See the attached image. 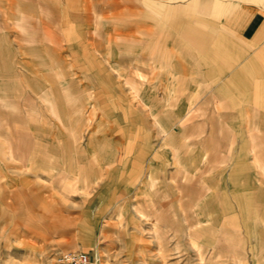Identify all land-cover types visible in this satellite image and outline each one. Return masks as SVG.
<instances>
[{
    "label": "rangeland",
    "instance_id": "374dc122",
    "mask_svg": "<svg viewBox=\"0 0 264 264\" xmlns=\"http://www.w3.org/2000/svg\"><path fill=\"white\" fill-rule=\"evenodd\" d=\"M252 13L264 17V0H0V94L16 105H0L12 131L0 136V264H60L70 250L94 264H264L260 216L224 222L225 188L173 177L240 167L264 204V27L228 47L219 35H239L211 23ZM177 34L194 58L231 61L229 77L168 95V123L183 106L210 125H160L151 110L149 62Z\"/></svg>",
    "mask_w": 264,
    "mask_h": 264
},
{
    "label": "crops",
    "instance_id": "0c3cea01",
    "mask_svg": "<svg viewBox=\"0 0 264 264\" xmlns=\"http://www.w3.org/2000/svg\"><path fill=\"white\" fill-rule=\"evenodd\" d=\"M248 13V12H247ZM258 14L262 13H252L251 16H248L245 18L242 25H236L234 22H228L227 20H215L212 21L214 25L218 26L219 29H227L229 31H234L236 34H238V39L233 37L230 33H222L219 35L217 39V43L219 46H228L232 47L233 45H238L241 47L247 46V40L250 38H256L260 35L261 31L264 27V17L260 16ZM259 19V20H258ZM178 22L176 23V26H178ZM223 27V28H222ZM182 29V28H181ZM252 30L250 37L248 34V31ZM182 31V30H181ZM182 35L183 33L180 32ZM167 34V33H166ZM193 35V34H192ZM227 35V36H226ZM192 39L194 41L195 37L192 36ZM183 36H175L174 38L169 37H162L160 41V46H171L169 50L170 57H165V55L161 54L162 57H159V61H150L149 67H150V73H149V81L146 83V90L151 95V110L154 111V113L159 114V119H156V122H158L160 125L163 124H173L176 126L180 125H210V122H200L197 118H191L190 121H185L184 118V108L183 106H178L175 109V121H170L168 123V110L166 107L167 101H168V95L169 94H184L185 91L190 92L192 90H185V88L192 87V82L194 78L197 77H229L231 72V61L226 60L223 58L224 55H210L215 56V58L209 59V57L206 55L205 58H194V53H185V43H184ZM202 41H205L202 39ZM199 42V41H196ZM199 44V43H198ZM246 48V47H245ZM162 52V51H161ZM241 55V53H239ZM56 56V55H55ZM60 57V56H58ZM170 58V59H169ZM207 58V59H206ZM169 59V60H168ZM208 61H213L215 63L214 68H210V66H207ZM86 63L89 62V60L85 61ZM98 63L97 61H95ZM93 72V71H88ZM95 76L102 77L103 75V69L101 66L99 69H96ZM88 75L94 73H87ZM87 75V76H88ZM187 79V80H186ZM186 80V81H185ZM189 81V82H188ZM185 82H188L189 86L184 85ZM191 85V86H190ZM225 85H222V91H225ZM6 94H0L2 98H4V101H0V105H14L11 101L7 100L6 97L9 96V91H3ZM181 99V98H180ZM156 106L159 108V110H155ZM16 108V105H14ZM164 110V112H163ZM157 111V112H156ZM163 116V117H162ZM163 119V121H162ZM165 119V120H164ZM173 120V119H171ZM215 124V123H213ZM8 128L11 127L9 123H7ZM16 130V128L12 127ZM11 132L6 133V131H0V136H4L8 141H11ZM112 134L114 135L115 132L112 130ZM113 141L118 140V138H114ZM261 140V139H260ZM187 149L190 148L189 145L186 146ZM262 147V146H261ZM192 148V146H191ZM9 149L12 151L14 150V146L12 144L9 145ZM186 149V151H188ZM19 150V149H18ZM145 152V151H144ZM185 152V151H183ZM261 156H264V149L261 148ZM141 156H147L144 153H140ZM200 152L192 153V157L199 158ZM44 166V165H43ZM53 166V165H52ZM200 167H198L194 171H182L175 172L174 178L177 180L181 178V176H187L191 178H196L199 180V182H202V190L203 189H209L211 187L210 183L216 184V187L219 188H225L224 193L222 195L231 198L228 200V202L223 203L224 208H222V214L225 215L223 217L224 222L229 223H235L239 219H245L247 217H253V216H260L262 220H264V208H262V205H264L261 201H259L258 198L261 195V188L255 184L254 181H252L253 177L251 176V173L253 171H243L240 167H233L228 170H220L216 171L213 174H205V171L199 170ZM42 169V168H41ZM52 167L45 166L44 170H47L49 173H51ZM187 173V175H186ZM200 186H191V189L199 188ZM232 200V201H231ZM203 213V210L197 209L193 210L192 214L194 217H196V213L199 212ZM200 212V213H201ZM196 220L198 221H205L208 220L207 218L201 219L200 217H196ZM191 226V225H190ZM200 231H196L193 237H198L201 233H210L215 228L212 226H208V228H199ZM208 231V232H207ZM195 240V239H193ZM200 248V254L203 253L201 244L195 243Z\"/></svg>",
    "mask_w": 264,
    "mask_h": 264
},
{
    "label": "built area",
    "instance_id": "2783aa9c",
    "mask_svg": "<svg viewBox=\"0 0 264 264\" xmlns=\"http://www.w3.org/2000/svg\"><path fill=\"white\" fill-rule=\"evenodd\" d=\"M58 261L60 264H94L91 255L84 250H70L62 253Z\"/></svg>",
    "mask_w": 264,
    "mask_h": 264
}]
</instances>
